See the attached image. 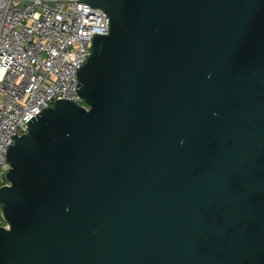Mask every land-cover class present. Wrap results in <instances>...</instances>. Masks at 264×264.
I'll return each instance as SVG.
<instances>
[{"label":"water","instance_id":"obj_1","mask_svg":"<svg viewBox=\"0 0 264 264\" xmlns=\"http://www.w3.org/2000/svg\"><path fill=\"white\" fill-rule=\"evenodd\" d=\"M77 74L6 150L0 264H264V0H83Z\"/></svg>","mask_w":264,"mask_h":264},{"label":"built area","instance_id":"obj_2","mask_svg":"<svg viewBox=\"0 0 264 264\" xmlns=\"http://www.w3.org/2000/svg\"><path fill=\"white\" fill-rule=\"evenodd\" d=\"M109 26L102 10L82 0H0V188L7 147L34 117L58 100L86 107L77 73Z\"/></svg>","mask_w":264,"mask_h":264},{"label":"bare ground","instance_id":"obj_3","mask_svg":"<svg viewBox=\"0 0 264 264\" xmlns=\"http://www.w3.org/2000/svg\"><path fill=\"white\" fill-rule=\"evenodd\" d=\"M83 1V0H82ZM87 4V3H86ZM87 5H89V4H87ZM90 6V5H89ZM90 7H92V6H90ZM92 8H96V7H92ZM97 9H100V8H97ZM100 10H102V9H100ZM103 11V10H102ZM104 12V11H103ZM105 13V12H104ZM106 14V13H105ZM107 15V14H106ZM108 17V16H107ZM109 28H110V26H109ZM109 34V33H108ZM94 41V40H93ZM92 44H93V42H92ZM91 47H92V45H91ZM90 55H91V53H90ZM87 61V60H86ZM85 64V63H84ZM83 67V66H82ZM81 67V68H82ZM79 72V71H78ZM78 74V73H77ZM70 102V101H69ZM42 112V111H41ZM23 134V133H22ZM13 139V138H12ZM9 165V164H8Z\"/></svg>","mask_w":264,"mask_h":264}]
</instances>
